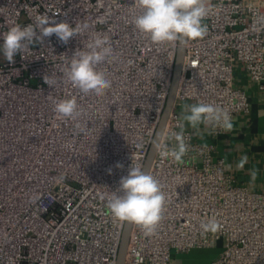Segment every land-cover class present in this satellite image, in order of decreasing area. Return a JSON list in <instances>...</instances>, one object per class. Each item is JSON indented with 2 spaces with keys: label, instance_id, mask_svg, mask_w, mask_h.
<instances>
[{
  "label": "built area",
  "instance_id": "1",
  "mask_svg": "<svg viewBox=\"0 0 264 264\" xmlns=\"http://www.w3.org/2000/svg\"><path fill=\"white\" fill-rule=\"evenodd\" d=\"M203 38L188 40L174 107L149 174L166 196L152 236L133 223L125 264H169L171 254L222 249L209 264H264V192L236 186L213 148L196 143L178 114L185 102L207 103L230 117L248 113L246 93L233 85L240 65L264 90V0H208ZM135 0H0V44L13 25L48 14L88 29L61 43L53 34L17 54L0 51V264H115L124 221L106 199L131 166L142 169L163 112L178 44H153L132 20ZM107 35L116 59L99 66L112 87L84 95L64 77L76 49ZM39 34V33H38ZM47 75L54 87L43 82ZM75 96L79 121L57 119L49 97ZM183 124V128L180 125ZM213 136L223 120L205 122ZM187 147L181 162L163 156ZM119 162L122 168L115 167ZM111 168V173L109 169ZM216 221L214 230L202 223Z\"/></svg>",
  "mask_w": 264,
  "mask_h": 264
},
{
  "label": "clouds",
  "instance_id": "2",
  "mask_svg": "<svg viewBox=\"0 0 264 264\" xmlns=\"http://www.w3.org/2000/svg\"><path fill=\"white\" fill-rule=\"evenodd\" d=\"M135 2L142 11L133 18L132 23L135 29L146 35L153 44L183 45L188 40L203 38L207 33V24L204 21L210 12L208 0H135ZM261 21L264 22V18H261ZM88 27L86 22L73 26L66 21L57 22L46 13L37 15L34 23L11 26L2 36L0 51L5 59L13 64L17 54L25 52L32 45L42 43L45 37L55 34L61 43L67 44L70 38L82 34ZM115 59L110 38L97 33L83 49L75 50L63 74L66 81L80 93L102 96L112 87V81L99 70V66ZM43 82L50 87L56 84V80L47 75L43 77ZM49 99L57 119L74 121L76 134L86 132L88 126L79 121L81 109L75 96ZM221 119L226 128H231L227 113L207 103L185 105L182 113V120L192 127ZM180 127L183 128V124ZM172 136L177 141L176 147L161 154L181 162L187 150L183 134L173 133ZM246 161L247 157H242L240 166L243 167ZM115 167L122 168L123 165L117 162ZM108 171L111 173V168ZM256 174L255 170L251 173L253 179L256 178ZM101 199H106L107 211L113 218L135 223L142 228L145 236H152L155 233L157 225L163 218L166 203V196L159 181L137 166H131L128 174L121 177L116 191H111L106 197L102 195ZM216 226L214 220L201 224L204 231L214 230Z\"/></svg>",
  "mask_w": 264,
  "mask_h": 264
},
{
  "label": "crops",
  "instance_id": "3",
  "mask_svg": "<svg viewBox=\"0 0 264 264\" xmlns=\"http://www.w3.org/2000/svg\"><path fill=\"white\" fill-rule=\"evenodd\" d=\"M233 85L246 93L249 102L248 113H237L231 120V128H225L221 135L213 136L205 123L196 127L187 122L186 129L194 142L213 148V158L222 159L225 173L236 186L244 187L250 192H264V90L260 91L248 78L240 65L234 67ZM185 102L178 109L182 118ZM247 161L240 166L242 157ZM230 166V167H229ZM256 171V178L251 173ZM219 243L215 248L192 250L186 254H171L169 264H209L221 251Z\"/></svg>",
  "mask_w": 264,
  "mask_h": 264
},
{
  "label": "water",
  "instance_id": "4",
  "mask_svg": "<svg viewBox=\"0 0 264 264\" xmlns=\"http://www.w3.org/2000/svg\"><path fill=\"white\" fill-rule=\"evenodd\" d=\"M185 44L186 42L183 45L178 44L177 46L174 68L172 72L170 87H169L167 98H166V103H165L163 112L161 114L159 123L156 127L155 133L153 135V138L151 140V143L149 145L146 159L142 167V170L145 171L146 173L150 172L153 160L156 155L157 148L163 136V132H164L167 120L174 107L177 88H178L179 80L181 78V73H182V65H183V60H184V55H185ZM132 226H133V223L124 221L115 264H125L126 252H127V248L129 244V238H130Z\"/></svg>",
  "mask_w": 264,
  "mask_h": 264
},
{
  "label": "rangeland",
  "instance_id": "5",
  "mask_svg": "<svg viewBox=\"0 0 264 264\" xmlns=\"http://www.w3.org/2000/svg\"><path fill=\"white\" fill-rule=\"evenodd\" d=\"M219 246H221V247H222V241L219 243Z\"/></svg>",
  "mask_w": 264,
  "mask_h": 264
}]
</instances>
